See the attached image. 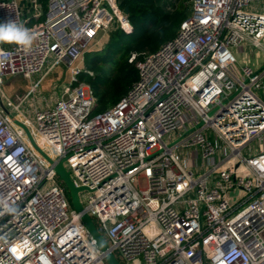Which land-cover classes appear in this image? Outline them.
Returning a JSON list of instances; mask_svg holds the SVG:
<instances>
[{
    "label": "built area",
    "instance_id": "2783aa9c",
    "mask_svg": "<svg viewBox=\"0 0 264 264\" xmlns=\"http://www.w3.org/2000/svg\"><path fill=\"white\" fill-rule=\"evenodd\" d=\"M261 2L191 0L177 36L133 54L138 81L95 113L79 77L93 75L85 57L106 34L132 31L118 0H49L33 27L17 0H0V23L35 34L27 51L0 44V264H109V254L120 264H264V67L240 68L234 53L264 50V13L247 11ZM61 64L70 85L53 105L34 99L27 115L23 106ZM10 76L30 90L8 96ZM255 140L261 151L245 154ZM60 163L86 189L80 212Z\"/></svg>",
    "mask_w": 264,
    "mask_h": 264
},
{
    "label": "trees",
    "instance_id": "16d2710c",
    "mask_svg": "<svg viewBox=\"0 0 264 264\" xmlns=\"http://www.w3.org/2000/svg\"><path fill=\"white\" fill-rule=\"evenodd\" d=\"M44 14L30 25L43 23L49 0H37ZM190 0H118L121 9L129 7L130 33L117 27L108 34L103 47L85 57V69L79 84L86 83L97 99L95 113L117 104L139 79L138 69L130 59L133 54L154 53L174 39L188 17ZM77 85V84H76ZM68 196L70 198V193Z\"/></svg>",
    "mask_w": 264,
    "mask_h": 264
},
{
    "label": "rangeland",
    "instance_id": "374dc122",
    "mask_svg": "<svg viewBox=\"0 0 264 264\" xmlns=\"http://www.w3.org/2000/svg\"><path fill=\"white\" fill-rule=\"evenodd\" d=\"M191 10V0L188 2V12ZM248 12L264 13V3H253L247 8ZM118 26V25H116ZM109 34V33H108ZM108 34L104 36L101 44L105 43L108 39ZM103 46H98L93 51L101 49ZM238 58V66L240 68L251 67L259 70L264 67V50L255 47H248L244 52L234 50ZM71 75L66 65L61 64L56 67L44 80L38 88L36 94L32 96L23 106V110L27 115L33 114L34 99L38 102V108L42 109L49 105L55 104L58 98L63 94L66 86L70 85ZM4 91L11 98H15L16 94H26L30 90V82L21 76H10L5 78L3 85ZM262 149L260 140H255L246 149L245 154L258 153ZM179 152V151H178ZM183 159L182 152H179ZM198 166L202 167V160H199Z\"/></svg>",
    "mask_w": 264,
    "mask_h": 264
},
{
    "label": "water",
    "instance_id": "95a60500",
    "mask_svg": "<svg viewBox=\"0 0 264 264\" xmlns=\"http://www.w3.org/2000/svg\"><path fill=\"white\" fill-rule=\"evenodd\" d=\"M123 11L126 15L129 16V14H130L129 7H126ZM5 111L8 113L7 110H5ZM14 121H15V123H17L21 127L25 128L33 146L35 148H37L30 132L26 129V127L23 126L21 123L17 122L16 120H14ZM201 125L202 124L198 125V127H200ZM56 173L58 174L60 179L64 182L65 186L67 187V189L70 193V198H71V203H72L73 208L78 212L82 211L83 206H82L81 201H80L79 193L83 190H86V189L75 187V185L71 179L70 173L66 170L63 163H60L56 166ZM83 220H84L86 226L88 227V229L90 230V232L92 233L93 237L97 240L98 246L104 251L107 250L108 244H107L105 238L97 230L94 221L87 215L84 216ZM108 262H109V264H120L113 254L108 255Z\"/></svg>",
    "mask_w": 264,
    "mask_h": 264
},
{
    "label": "clouds",
    "instance_id": "9594fccd",
    "mask_svg": "<svg viewBox=\"0 0 264 264\" xmlns=\"http://www.w3.org/2000/svg\"><path fill=\"white\" fill-rule=\"evenodd\" d=\"M35 40V34L23 24H19L14 20L0 23V44H14L18 48L29 50ZM7 59L0 53V64Z\"/></svg>",
    "mask_w": 264,
    "mask_h": 264
},
{
    "label": "crops",
    "instance_id": "0c3cea01",
    "mask_svg": "<svg viewBox=\"0 0 264 264\" xmlns=\"http://www.w3.org/2000/svg\"><path fill=\"white\" fill-rule=\"evenodd\" d=\"M17 1L19 2L23 10L25 19L28 21V26L33 27L34 25L40 24V23H37V24L30 25V22L32 19H36V20L39 19L38 17H36V15H38V12H39L38 1L37 0H17ZM17 95H21V94H16L15 96Z\"/></svg>",
    "mask_w": 264,
    "mask_h": 264
}]
</instances>
